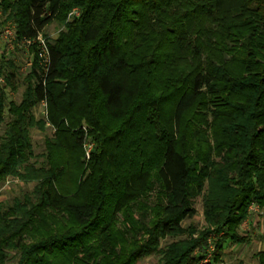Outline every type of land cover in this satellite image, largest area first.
<instances>
[{"label":"trees","instance_id":"obj_1","mask_svg":"<svg viewBox=\"0 0 264 264\" xmlns=\"http://www.w3.org/2000/svg\"><path fill=\"white\" fill-rule=\"evenodd\" d=\"M63 1L0 0L2 25L14 23L16 45L34 44ZM250 2L260 6L247 15ZM73 3L81 17L46 47L44 66L32 56L18 103L9 94L20 67L0 49V186L8 177L34 184L22 199L0 201V264H136L152 255L156 264H200L210 237L217 263L249 241L239 230L250 207L264 209V30L252 21L264 0ZM145 41L157 64L145 63ZM43 100L55 132L33 157L31 110ZM138 131L149 138L145 152L132 143ZM198 195L201 229L183 224ZM144 197L159 213L149 226L140 216L118 220ZM166 238L174 240L161 246ZM255 257L264 264V251Z\"/></svg>","mask_w":264,"mask_h":264},{"label":"rangeland","instance_id":"obj_2","mask_svg":"<svg viewBox=\"0 0 264 264\" xmlns=\"http://www.w3.org/2000/svg\"><path fill=\"white\" fill-rule=\"evenodd\" d=\"M260 5L259 3L250 2L246 3V8L248 10L245 11V14L252 15V11L256 10ZM250 11V12H249ZM253 12V13H254ZM82 14V8L81 6L77 5L76 3H73V0H64L61 4V8L59 11V14L57 17L49 23L41 32L39 40L35 41L34 44L30 45H16L13 41L15 39L12 38L11 35H5L4 31H10L11 34L14 33L15 25L12 22H6L4 25H2L3 22V14L0 10V49L3 50V52H6L8 54H11L12 57L14 56V59L19 64V75L16 79L17 89L15 92H11L9 94L10 99L14 103H18L20 101L22 92L25 87V82H23L24 78L26 77V73L28 70H30L31 67H33L34 62H32L31 58L32 56H35V64L36 67L38 66H44L45 64V52L44 49L52 44L56 43L57 38L66 32L67 25L71 24L73 20L80 18ZM229 14V12H228ZM259 18L252 19L254 21L255 26L258 30H264V15H260ZM232 17V13L230 15V19ZM250 18V17H247ZM229 19V20H230ZM251 20V18H250ZM149 37V38H148ZM148 40L151 39V36L148 35ZM13 39V40H12ZM12 40V42L10 41ZM146 40V39H145ZM9 41L11 43H9ZM151 41V40H150ZM150 41H145V63L146 62H152L157 64V62H160L157 59H154L151 56V50H148ZM45 47V48H44ZM32 51V52H31ZM130 62H133L134 60H129ZM160 69H156V72L160 73ZM170 69L166 68L163 69L164 73H168ZM3 78L0 77V85L3 84ZM157 81V80H156ZM156 84V82H155ZM47 103L45 100L39 102L32 110L31 113L34 118V126L29 128V135L31 139V145H32V154L33 157L40 156L41 153L44 150V141L45 139H49L53 136V133L55 132V129L51 125L48 124L47 121ZM109 121V119H106ZM39 121H42L44 123V127L42 130L37 128V123ZM109 124H112L109 121ZM117 127V126H116ZM114 128V127H113ZM3 125H0V134L2 133ZM134 148L137 150V152H140L141 150L145 152V148H148L149 138L147 134L143 131H138L132 141ZM85 144L91 145L90 151L86 150L87 148H84L83 146V166H81V178L84 179L88 175L89 171L87 169L86 164L90 160L91 157V150H92V143L86 141ZM126 143H123L120 145V151L123 152V148H126ZM154 146V145H153ZM134 148L131 146L130 150H134ZM153 148V147H152ZM54 155V154H53ZM59 156V151H57V154L53 157H56V159ZM33 160H37V158H33ZM32 161V160H31ZM42 161V158H39L38 163ZM78 161V160H77ZM105 162V160H104ZM107 162V161H106ZM190 163V162H189ZM192 164V163H190ZM33 183H23L16 178L8 177L3 184L0 186V201L4 204H10L13 199H22L24 196L28 195L30 191L33 188ZM158 186L157 183H153V191L150 192V197L156 196V190ZM155 189V190H154ZM152 199V198H151ZM141 204L144 206L146 205V211H144L143 214H140L144 208H142ZM193 206L195 209V215L190 218L184 220L183 224L184 226H187L188 224H192L196 226L197 228L201 229L204 226L203 216H202V197L201 195L195 196L193 199ZM153 204L149 200H145L144 198H141L137 204L132 206L128 213L126 215H118V220L126 219L125 216L130 219H138L140 216L141 221L143 222V225L145 227V224L149 226L150 222L157 218L158 210L154 209ZM250 210V209H249ZM259 210L258 212L256 210H250L255 211L258 213L257 217L260 220H254L251 221L250 226L247 224H243L240 226V232L242 234H248L250 236V243L247 245H243L240 247H234L232 250H226L225 254L226 257L224 258L223 262L221 264H257L256 260L253 257V254L259 250L264 249V214H260L261 211H264V209L257 208ZM67 219L66 215H64ZM254 217V218H255ZM253 218V219H254ZM256 221V222H255ZM40 230V227L38 231ZM139 234L138 236H140ZM174 238H166L165 240L161 241V246L173 241ZM158 256L152 255L147 258H142L139 261H137L136 264H156L157 263Z\"/></svg>","mask_w":264,"mask_h":264},{"label":"built area","instance_id":"obj_3","mask_svg":"<svg viewBox=\"0 0 264 264\" xmlns=\"http://www.w3.org/2000/svg\"><path fill=\"white\" fill-rule=\"evenodd\" d=\"M4 34H5V35H11V36H13L12 38L15 37V33L11 34L10 31L8 32V31L5 30V31H4ZM39 37H40V35L38 36V38L36 39V41L39 40ZM15 38H16V37H15ZM12 40H13V39H12ZM12 40H10V41L12 42ZM14 40H15V39H14ZM10 41H9V43H11ZM13 42H14V41H13ZM23 44H24V45H29V44H31V42H30V41H26V42H24ZM44 48H45V47H44ZM44 52H45V62H46V61H47V50H46V48L44 49ZM84 148H87L86 150L90 151L91 145H89V144H84ZM257 208H258L257 206L252 205V206L250 207V210H256V211H257ZM212 239H213V237H210L209 240H208L206 253H205L204 258H203L202 261L200 262V264H209V263L212 261L213 253H214V250H215L214 244H213V242L211 241Z\"/></svg>","mask_w":264,"mask_h":264},{"label":"crops","instance_id":"obj_4","mask_svg":"<svg viewBox=\"0 0 264 264\" xmlns=\"http://www.w3.org/2000/svg\"><path fill=\"white\" fill-rule=\"evenodd\" d=\"M259 210H257V212H258ZM257 212H255V211H250L249 212V216H248V218L246 219V221L243 223V224H247V225H249L250 226V224H251V221H254V220H260V219H258L257 217H255V216H257L258 215V213ZM260 214H264V211H261L260 212ZM255 217V218H254ZM254 218V219H253ZM256 222V221H255ZM243 224H241V226L243 225ZM240 231V230H239ZM242 234V233H241ZM243 236H247L248 237V239H249V241L248 242H246V243H244V244H238V245H233V246H231L230 248H228V249H225L224 250V252H223V255L220 257V259H219V261L217 262V263H215V264H221L222 262H223V260H224V258L226 257V254H225V252H226V250H232L234 247H240V246H243V245H247V244H249L250 243V236L248 235V234H242ZM262 251H264V249H262V250H259V251H257V252H255L254 254H253V257H254V259L256 260V263L258 264V260H257V258L255 257L256 256V254L257 253H259V252H262ZM210 264H211V262H210Z\"/></svg>","mask_w":264,"mask_h":264}]
</instances>
